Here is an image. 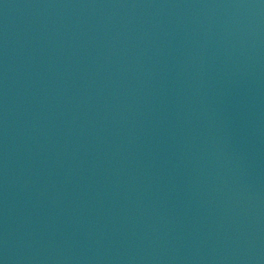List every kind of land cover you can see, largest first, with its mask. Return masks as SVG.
I'll return each instance as SVG.
<instances>
[{"label":"water","instance_id":"95a60500","mask_svg":"<svg viewBox=\"0 0 264 264\" xmlns=\"http://www.w3.org/2000/svg\"><path fill=\"white\" fill-rule=\"evenodd\" d=\"M0 264H264V0H0Z\"/></svg>","mask_w":264,"mask_h":264}]
</instances>
